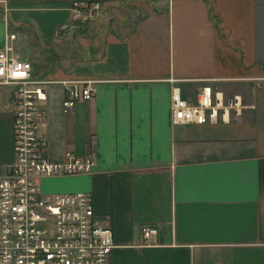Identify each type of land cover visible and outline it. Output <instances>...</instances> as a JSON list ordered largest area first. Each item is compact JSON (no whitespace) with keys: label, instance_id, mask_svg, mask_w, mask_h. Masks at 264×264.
I'll return each mask as SVG.
<instances>
[{"label":"crops","instance_id":"0c3cea01","mask_svg":"<svg viewBox=\"0 0 264 264\" xmlns=\"http://www.w3.org/2000/svg\"><path fill=\"white\" fill-rule=\"evenodd\" d=\"M0 46L51 81L45 155L93 154L90 173L44 177L47 193L91 194L112 228L110 264H264V0H7ZM100 1L96 23L72 20ZM97 80L68 112L64 81ZM210 86L217 124H172V92L190 103ZM12 89L0 85V176L14 159ZM221 112V110H220ZM143 225L158 234L148 244Z\"/></svg>","mask_w":264,"mask_h":264},{"label":"built area","instance_id":"2783aa9c","mask_svg":"<svg viewBox=\"0 0 264 264\" xmlns=\"http://www.w3.org/2000/svg\"><path fill=\"white\" fill-rule=\"evenodd\" d=\"M5 12L8 1L0 0ZM72 20L96 23L104 17L100 1L73 3ZM16 34L6 29L0 46V85L11 91L14 159L0 176V264H110L116 247L112 228L95 216L93 198L84 191L43 193L39 182L44 177L90 173L96 165L93 154L80 157L67 152L62 162L46 158V141L41 135L46 100L44 85L32 75L30 61L14 55ZM64 112L96 94L97 80L64 81ZM172 124H217L226 119L228 109L239 114V100L234 97L223 105L210 86L201 89L196 103L172 92ZM221 110V112H220ZM158 234L155 225H143L144 243Z\"/></svg>","mask_w":264,"mask_h":264},{"label":"rangeland","instance_id":"374dc122","mask_svg":"<svg viewBox=\"0 0 264 264\" xmlns=\"http://www.w3.org/2000/svg\"><path fill=\"white\" fill-rule=\"evenodd\" d=\"M40 189L43 193H47L42 187H40Z\"/></svg>","mask_w":264,"mask_h":264},{"label":"bare ground","instance_id":"6f19581e","mask_svg":"<svg viewBox=\"0 0 264 264\" xmlns=\"http://www.w3.org/2000/svg\"><path fill=\"white\" fill-rule=\"evenodd\" d=\"M172 105V104H171Z\"/></svg>","mask_w":264,"mask_h":264}]
</instances>
